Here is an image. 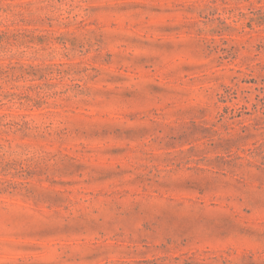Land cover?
Returning <instances> with one entry per match:
<instances>
[{"label":"rangeland","instance_id":"374dc122","mask_svg":"<svg viewBox=\"0 0 264 264\" xmlns=\"http://www.w3.org/2000/svg\"><path fill=\"white\" fill-rule=\"evenodd\" d=\"M0 264H264V0H0Z\"/></svg>","mask_w":264,"mask_h":264}]
</instances>
